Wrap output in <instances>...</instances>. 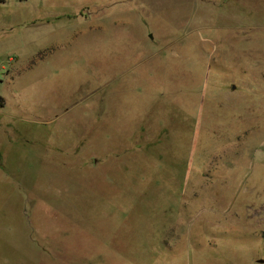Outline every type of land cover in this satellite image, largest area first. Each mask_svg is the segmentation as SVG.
I'll use <instances>...</instances> for the list:
<instances>
[{
    "label": "rangeland",
    "instance_id": "rangeland-1",
    "mask_svg": "<svg viewBox=\"0 0 264 264\" xmlns=\"http://www.w3.org/2000/svg\"><path fill=\"white\" fill-rule=\"evenodd\" d=\"M0 264H264V0H0Z\"/></svg>",
    "mask_w": 264,
    "mask_h": 264
},
{
    "label": "trees",
    "instance_id": "trees-1",
    "mask_svg": "<svg viewBox=\"0 0 264 264\" xmlns=\"http://www.w3.org/2000/svg\"><path fill=\"white\" fill-rule=\"evenodd\" d=\"M4 104V99L0 96V107L3 106Z\"/></svg>",
    "mask_w": 264,
    "mask_h": 264
}]
</instances>
